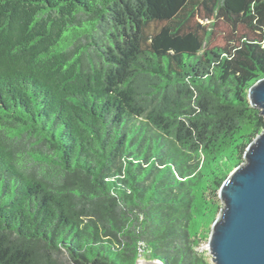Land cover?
I'll return each mask as SVG.
<instances>
[{"label": "trees", "instance_id": "16d2710c", "mask_svg": "<svg viewBox=\"0 0 264 264\" xmlns=\"http://www.w3.org/2000/svg\"><path fill=\"white\" fill-rule=\"evenodd\" d=\"M263 76L264 0H0V264H210Z\"/></svg>", "mask_w": 264, "mask_h": 264}, {"label": "water", "instance_id": "95a60500", "mask_svg": "<svg viewBox=\"0 0 264 264\" xmlns=\"http://www.w3.org/2000/svg\"><path fill=\"white\" fill-rule=\"evenodd\" d=\"M247 97L264 117V76ZM221 208L207 246L213 264H264V127L247 146L242 163L222 183ZM136 264H163L147 260Z\"/></svg>", "mask_w": 264, "mask_h": 264}, {"label": "rangeland", "instance_id": "374dc122", "mask_svg": "<svg viewBox=\"0 0 264 264\" xmlns=\"http://www.w3.org/2000/svg\"><path fill=\"white\" fill-rule=\"evenodd\" d=\"M207 240L201 241L200 244L196 247V250L202 255V257L210 264H213L211 261V255L208 250ZM140 262L147 261V259L141 258L139 259Z\"/></svg>", "mask_w": 264, "mask_h": 264}, {"label": "bare ground", "instance_id": "6f19581e", "mask_svg": "<svg viewBox=\"0 0 264 264\" xmlns=\"http://www.w3.org/2000/svg\"><path fill=\"white\" fill-rule=\"evenodd\" d=\"M139 263H141V262L139 261Z\"/></svg>", "mask_w": 264, "mask_h": 264}]
</instances>
